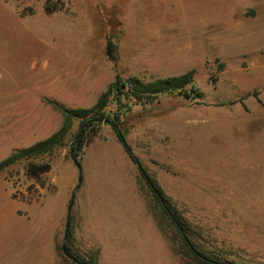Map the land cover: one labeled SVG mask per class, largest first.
<instances>
[{"label": "rangeland", "instance_id": "rangeland-1", "mask_svg": "<svg viewBox=\"0 0 264 264\" xmlns=\"http://www.w3.org/2000/svg\"><path fill=\"white\" fill-rule=\"evenodd\" d=\"M108 19L111 38L100 29ZM190 72L200 99L126 97L123 128L203 257L165 219L111 125L84 147L78 187L76 120L43 186L24 162L0 171V264H76L65 244L92 264H264V0H0V163L37 143L61 115L54 104L90 109L116 75L147 85Z\"/></svg>", "mask_w": 264, "mask_h": 264}, {"label": "trees", "instance_id": "trees-1", "mask_svg": "<svg viewBox=\"0 0 264 264\" xmlns=\"http://www.w3.org/2000/svg\"><path fill=\"white\" fill-rule=\"evenodd\" d=\"M56 10L57 8H54V10L48 9L49 12ZM113 28L114 26L111 19L104 21V24L100 27L101 30L109 34V38H111L110 35L113 33ZM106 50L108 58L116 63V47L111 39L107 42ZM194 77L195 73L190 72L180 77H173L144 85L136 79L125 81L119 75H116L115 81L109 86L108 90L98 98L95 106L90 109H67L54 104V108L60 111L63 115L64 123L62 128L48 139L14 152L9 158L0 163V171L15 163L24 162L26 176L41 184L42 178L52 169L50 158L54 156L58 149L66 146V140L68 135L71 134L74 121L79 120V129L73 136L69 155L78 171V187H80L84 181L81 159L83 149L95 135L99 134V131L104 124H109L112 126V129L114 130L118 141L123 146L126 154L137 167L140 165L138 169L141 177L153 193L165 219L171 222V225L179 234L191 255L195 256L197 259L203 257V255L196 250L195 245L189 240L186 224L173 212L169 203L158 191L153 178L148 174L139 159L133 153V150L126 139V131L123 128V105L126 97L128 99L136 98L138 100H143L145 98V100L150 102L158 95L176 92L178 95L184 96L188 99H200L202 94L195 85ZM129 89L132 91L129 92ZM110 98L117 106L116 111H106ZM47 157L50 158L47 159ZM41 185L43 186L44 184ZM184 235L187 239L184 238ZM62 252L67 257L72 258L76 264H92L90 261H81L73 256L66 244L62 248ZM206 264L217 263L208 260Z\"/></svg>", "mask_w": 264, "mask_h": 264}, {"label": "crops", "instance_id": "crops-1", "mask_svg": "<svg viewBox=\"0 0 264 264\" xmlns=\"http://www.w3.org/2000/svg\"><path fill=\"white\" fill-rule=\"evenodd\" d=\"M64 123V118L63 115L61 114H54L52 119H47L45 120V127L40 130L37 133V136L39 138V140L37 142L43 141L48 139L49 137H51L53 134H55L56 132H58ZM120 143V142H119ZM123 147V146H122ZM124 149V148H123ZM125 151V150H124ZM126 153V152H125ZM129 157V156H128ZM130 159V157H129ZM131 160V159H130ZM132 161V160H131ZM133 162V161H132ZM134 163V162H133ZM83 166V163H82ZM84 168V167H83ZM78 172V171H77ZM84 176V173H83ZM76 195V194H75ZM75 198V197H74ZM73 202V201H72Z\"/></svg>", "mask_w": 264, "mask_h": 264}, {"label": "water", "instance_id": "water-1", "mask_svg": "<svg viewBox=\"0 0 264 264\" xmlns=\"http://www.w3.org/2000/svg\"><path fill=\"white\" fill-rule=\"evenodd\" d=\"M139 166H140V165H138V167H139ZM74 197H75V193L72 195V198H71V204H70L69 209H68V221H69V219H70V213H71V210H72V201L74 200ZM69 228H70V224H69V222H68L65 238L67 237V234H68ZM184 238L187 239L185 235H184Z\"/></svg>", "mask_w": 264, "mask_h": 264}, {"label": "bare ground", "instance_id": "bare-ground-1", "mask_svg": "<svg viewBox=\"0 0 264 264\" xmlns=\"http://www.w3.org/2000/svg\"><path fill=\"white\" fill-rule=\"evenodd\" d=\"M11 221H12V218H10V219H2L1 222L3 223V227L8 229V228H10V224H12Z\"/></svg>", "mask_w": 264, "mask_h": 264}]
</instances>
